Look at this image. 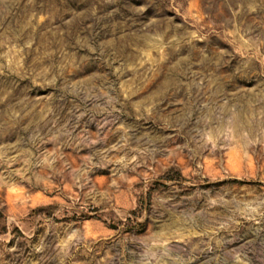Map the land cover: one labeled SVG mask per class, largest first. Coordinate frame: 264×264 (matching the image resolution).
<instances>
[{
	"label": "rangeland",
	"instance_id": "obj_1",
	"mask_svg": "<svg viewBox=\"0 0 264 264\" xmlns=\"http://www.w3.org/2000/svg\"><path fill=\"white\" fill-rule=\"evenodd\" d=\"M0 264H264V0H0Z\"/></svg>",
	"mask_w": 264,
	"mask_h": 264
},
{
	"label": "trees",
	"instance_id": "obj_2",
	"mask_svg": "<svg viewBox=\"0 0 264 264\" xmlns=\"http://www.w3.org/2000/svg\"><path fill=\"white\" fill-rule=\"evenodd\" d=\"M0 216H1V212H0Z\"/></svg>",
	"mask_w": 264,
	"mask_h": 264
}]
</instances>
